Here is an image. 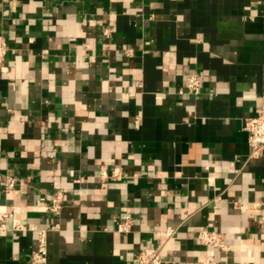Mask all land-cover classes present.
Instances as JSON below:
<instances>
[{"label":"crops","instance_id":"crops-1","mask_svg":"<svg viewBox=\"0 0 264 264\" xmlns=\"http://www.w3.org/2000/svg\"><path fill=\"white\" fill-rule=\"evenodd\" d=\"M0 35V264H31L37 228L47 264H138L169 229L163 264H264V150L243 128L264 102V0H0Z\"/></svg>","mask_w":264,"mask_h":264},{"label":"built area","instance_id":"built-area-1","mask_svg":"<svg viewBox=\"0 0 264 264\" xmlns=\"http://www.w3.org/2000/svg\"><path fill=\"white\" fill-rule=\"evenodd\" d=\"M9 45L3 35H0V69L5 65L7 55L9 53ZM187 91L194 96H199L202 90V81L197 73L189 74L187 78ZM244 130L248 134V143L251 147V157H259L264 150V102L261 105L258 113L252 117H247L244 121ZM120 176V169L115 168L111 174L103 172L104 178H118ZM15 185V178L7 177L6 187L7 189L13 188ZM64 197L61 193L56 194L49 203V211L52 213H58L62 206ZM264 205V203H261ZM258 226L264 233V212L261 213L257 220ZM3 227L4 224H1ZM16 229H24L22 224H18ZM120 231L129 232L132 228V221L127 217L123 219L118 226ZM36 229V228H34ZM38 233V247L33 252L30 258L31 264H47L48 263V240L46 228H37ZM155 234L161 238L160 243L163 244L162 238H165V242L174 238L175 231L173 229L165 231H156ZM197 239H199L211 252L214 249L219 248L222 251H228L229 245L223 241L222 235L219 231L204 227L197 233ZM144 247L138 254V264H163L164 258L162 253V247ZM205 264H210L209 260Z\"/></svg>","mask_w":264,"mask_h":264}]
</instances>
